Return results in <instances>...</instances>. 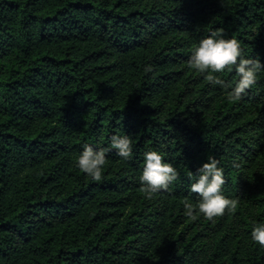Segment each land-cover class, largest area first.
I'll return each instance as SVG.
<instances>
[{
	"label": "trees",
	"instance_id": "16d2710c",
	"mask_svg": "<svg viewBox=\"0 0 264 264\" xmlns=\"http://www.w3.org/2000/svg\"><path fill=\"white\" fill-rule=\"evenodd\" d=\"M212 32L264 64V0H0V264H264V71L230 100L188 66ZM84 144L111 149L99 181L77 166ZM150 149L178 176L149 197ZM208 156L238 204L188 217Z\"/></svg>",
	"mask_w": 264,
	"mask_h": 264
},
{
	"label": "clouds",
	"instance_id": "9594fccd",
	"mask_svg": "<svg viewBox=\"0 0 264 264\" xmlns=\"http://www.w3.org/2000/svg\"><path fill=\"white\" fill-rule=\"evenodd\" d=\"M189 68L204 75V78L212 85L220 86L222 89H230L228 98L240 100L247 90L255 84L258 73L264 71V64L260 58L245 57L242 54L240 43L234 38L212 32L201 39L194 46L189 58ZM234 66L238 79L231 84L222 79L217 73H222L225 68ZM146 71H151V65L146 66ZM111 147L116 154L124 159L131 157L133 145L131 136L128 134H113L110 137ZM111 149L107 147H93L84 144L77 157V166L93 180L102 178L103 167L106 164V154ZM219 161L208 156L206 162L202 163L194 172H189L191 179L190 191L198 194V201L193 205L189 200L184 201V214L192 217L194 212H199L211 219L221 216L227 209L235 211L238 200L229 198L222 190L225 183L224 169L219 166ZM178 172L173 164L164 160L158 150H148L143 153V168L139 177L143 191L147 196L160 189H166L168 185L177 179ZM251 239L264 247V220L253 223Z\"/></svg>",
	"mask_w": 264,
	"mask_h": 264
}]
</instances>
